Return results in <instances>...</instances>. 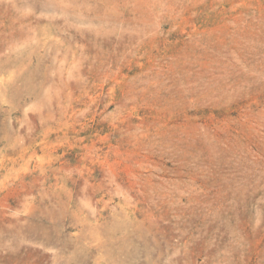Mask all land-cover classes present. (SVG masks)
I'll return each instance as SVG.
<instances>
[{"label": "rangeland", "instance_id": "1", "mask_svg": "<svg viewBox=\"0 0 264 264\" xmlns=\"http://www.w3.org/2000/svg\"><path fill=\"white\" fill-rule=\"evenodd\" d=\"M0 264H264V0H0Z\"/></svg>", "mask_w": 264, "mask_h": 264}, {"label": "bare ground", "instance_id": "2", "mask_svg": "<svg viewBox=\"0 0 264 264\" xmlns=\"http://www.w3.org/2000/svg\"><path fill=\"white\" fill-rule=\"evenodd\" d=\"M59 4V3H58ZM61 4V3H60ZM48 8V7H47Z\"/></svg>", "mask_w": 264, "mask_h": 264}]
</instances>
